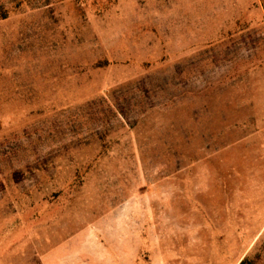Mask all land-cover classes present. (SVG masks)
Instances as JSON below:
<instances>
[{"label": "rangeland", "instance_id": "obj_1", "mask_svg": "<svg viewBox=\"0 0 264 264\" xmlns=\"http://www.w3.org/2000/svg\"><path fill=\"white\" fill-rule=\"evenodd\" d=\"M0 264H264V0H0Z\"/></svg>", "mask_w": 264, "mask_h": 264}]
</instances>
